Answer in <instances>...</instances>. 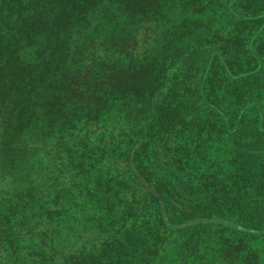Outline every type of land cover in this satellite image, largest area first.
I'll use <instances>...</instances> for the list:
<instances>
[{"label":"trees","instance_id":"16d2710c","mask_svg":"<svg viewBox=\"0 0 264 264\" xmlns=\"http://www.w3.org/2000/svg\"><path fill=\"white\" fill-rule=\"evenodd\" d=\"M203 1L0 0V28L2 17L16 14V23L25 26L29 35L41 39L34 49L36 57L29 53L21 57L17 47L4 42L6 38L1 37L0 31V114L6 103L13 109L16 106L20 116L15 126L18 130L24 126L23 109L32 100H42L43 133L46 137L57 135V146L51 155L59 164H63V158L67 163L62 178L56 177L45 185L42 191L45 196L40 190L34 194L25 190L23 200L14 203L15 207L9 211L19 217L20 227L29 235L27 244L14 237V222L11 228L9 220L0 219V264H161L157 256L164 246L158 240L159 230L138 231L133 224L138 209L129 200L122 201L126 209L120 217L125 214L126 221L117 224L115 219L111 220L104 227L106 241L86 252L67 242L68 234L61 238L55 227L46 225L45 220L57 214L56 209L65 202L62 196L67 191L72 193L88 177L86 167L73 161L94 155L89 145V137L95 131L92 126L107 121V117H102L104 107L115 99L143 107L152 105L146 107L150 121L144 123L147 126L137 121L134 132L139 133L131 139L128 158L138 174L135 179L155 201L158 218L153 226L158 229L181 227L180 220L171 218L167 203L175 209L189 208L179 204L165 187L163 196H159L162 184L150 173L140 171L141 153L147 145L157 149L163 165L192 172L201 162L189 161L182 147L195 134L190 129L197 117L199 123L212 116L217 117L221 126H230L233 115V123L238 121L240 127L244 120H249L248 113L253 109L255 120L251 130L257 138L248 145L251 144L253 155L264 154V0H208L213 5L210 9L201 6ZM92 15L105 28L101 31L102 38L96 37L80 46L78 50L87 51L88 56L74 54L78 50L71 53V31L90 25ZM220 19L223 26L218 24ZM246 25H253L251 32L237 31L236 27L244 30ZM184 41L193 43L190 49L200 50L201 62L194 64L198 69L195 74L181 72V77L171 82L169 65L176 59L174 51ZM173 74L179 76L177 72ZM210 79H213L212 96L206 92ZM186 88L194 94L190 99L192 105L178 113L169 93L178 95ZM155 108L158 112H154ZM3 120L7 121L0 119ZM167 120L172 124H158ZM238 146L243 148L244 143ZM197 181L201 182L200 189L207 186L212 192L231 184L212 185L200 177ZM119 190L124 193L122 187ZM119 190L113 193L119 194ZM43 197L48 200L42 201ZM197 218L188 219L189 223ZM200 222L197 219L196 223ZM232 226L239 232L264 234V227ZM190 244L196 242L184 238L169 262L202 264L203 259L188 253Z\"/></svg>","mask_w":264,"mask_h":264},{"label":"rangeland","instance_id":"374dc122","mask_svg":"<svg viewBox=\"0 0 264 264\" xmlns=\"http://www.w3.org/2000/svg\"><path fill=\"white\" fill-rule=\"evenodd\" d=\"M201 6L207 9L213 7L212 4H208V0H204ZM2 18L3 27L0 31L1 37L6 38L4 42L7 41L12 48L17 47L21 57L28 53L36 57L34 49L41 39L38 40L29 35L30 33H26V27L16 23V14ZM97 21V16L92 15L90 25L71 31L69 38L71 53L96 37L102 38L101 31L105 28L102 29ZM218 24L223 26V21L220 19ZM246 26L244 30H240L239 27L236 29L238 32H251L253 25ZM202 31L204 33L205 30ZM191 44L193 43L187 44L184 41L174 51L176 59L169 65L171 82H175L176 77H181V72L188 71L187 74L193 75L198 70L194 64L201 62L200 50L190 49ZM74 54L89 55L87 51L82 50ZM174 72L179 73V76L173 74ZM212 80L207 83L206 92L210 96L214 95L211 91ZM188 89L179 91L178 95L169 93V98L175 102L178 113L186 111L192 105L190 99L194 94L189 93ZM6 106L0 114V119L7 120L0 121V219L9 220V227L14 222V227H11L15 233L14 237L17 241L23 240L27 244L29 235L20 227L19 217L9 211L15 207L14 203L23 200L25 190L27 193L34 194L37 190L42 193L45 185L52 183L54 178H62L67 163L63 158L61 160L63 164H59V160H53L51 155L57 146V135L46 137L43 133L44 120L40 117L43 113L42 100H32L28 107L23 109L24 126L18 130L15 128L20 121L18 109L14 105L13 109L9 103H6ZM151 106V104L144 107L129 104L124 99L108 102L102 115L107 117V121L94 124L92 129L95 131L89 137L91 152L96 156H83L73 161L86 167L88 177L81 183L78 182L81 185L72 193L67 191V194L62 196L65 202L61 204V208L56 209L57 214L45 220L46 225L55 227L56 235L61 238H65L68 234L67 242L78 251L86 252L106 241L104 227L111 220L115 219L117 224L126 221L125 214L123 217L120 215L126 209L122 201L129 200L137 207L139 213L137 220L133 222L136 229L138 231L145 229L148 232L159 230L158 240L163 241L162 246H164L157 256L158 259L161 258V264H173L169 262V258L178 250V246L182 245L184 238L196 242L195 245L190 244L188 253L199 256L204 264L263 263L264 234L239 232L235 226H232L238 224L258 229L264 227V154L253 155L250 151L251 144L248 145L257 138L251 130L255 120L252 113L255 110H250L248 113L250 115L247 116L249 120H244L240 127L238 121L236 124L233 123V115L230 116V126L227 124L221 126L217 117L204 118L202 123L198 122L200 117H197L195 125L193 124L190 129V132L195 134L188 137V144L182 147L189 161L201 162V166L190 171V174L173 165H163L160 161L161 155L152 144L147 145L142 151L140 171L150 173L152 178L162 184L158 188V195L163 196L165 187L172 192L179 204L189 208L175 209L169 203L166 204L170 208L168 212L171 218L182 222L180 229L171 230L153 226L158 209L155 210L154 199L146 194L135 179L134 176L138 174L131 167L128 158L129 148L133 143L131 139L134 134L139 133L134 132L137 121L142 122L144 127L147 126L144 123L150 121L147 120L149 113L146 107ZM153 110L158 112L157 108ZM171 122L167 120L163 121V124H158L168 126L172 124ZM240 142L244 143L243 148L238 146ZM170 153L174 156L172 151ZM133 170L135 175H131ZM198 177L212 185L231 184L212 192L213 190L207 186H204L205 189H200L201 182L197 181ZM60 181L61 179L59 184ZM121 187L124 193L119 190ZM118 190L119 194L113 193ZM42 199V201L48 200L44 197ZM162 201L166 203L163 199ZM190 218H197L201 222L196 223V219L189 223ZM38 227L36 226L35 230ZM39 230L44 231L43 228ZM249 258H253V261Z\"/></svg>","mask_w":264,"mask_h":264}]
</instances>
